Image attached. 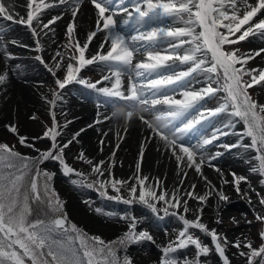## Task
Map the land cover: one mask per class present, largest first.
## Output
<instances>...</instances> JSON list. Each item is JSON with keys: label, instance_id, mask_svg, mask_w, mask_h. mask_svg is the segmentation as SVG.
<instances>
[{"label": "snow or ice", "instance_id": "1", "mask_svg": "<svg viewBox=\"0 0 264 264\" xmlns=\"http://www.w3.org/2000/svg\"><path fill=\"white\" fill-rule=\"evenodd\" d=\"M34 0H28V8L26 20L21 18L15 20V17L9 14L6 6L0 3V18L5 21H13L16 23H24L32 29L33 35H38L37 29L33 27V22H39V15L42 14L43 9L58 7L60 5L71 4L73 6L72 16L78 14L80 4L83 0H58V3H45L44 0H39L35 3ZM94 8L97 10L96 30L89 32L87 39L81 44L79 40L75 41V49L79 56H69L67 63L66 74L63 80L57 78L55 83L59 89H64L66 85L75 81L87 88L96 89L98 92L103 93L108 98L119 99L125 102L126 111L121 114L124 116L125 121H130L133 116H139L142 122L147 125L161 140L165 142L166 146H170L177 160L181 157L176 153V146L179 144L180 152L187 155L188 167H194L197 173H201V164L204 163L203 156L199 163L194 160V151H190L189 147H185L180 141L190 133L202 119H188L181 121V126H177L174 122L181 120L189 109H193L205 96H211L220 91L221 88H213L212 84H220L221 78L223 79L222 90L226 92L225 104L221 105L215 110H209L210 115H215L218 112L227 110L228 103L230 102L232 114L240 117L247 128L245 135L251 137L252 144L250 147L255 148L258 155L256 159L259 161L258 168H253V172H258L264 177V115H257L256 109L259 108L261 113H264V105H258L255 101L251 100L248 94V89L254 85H261L264 82V70L251 69L245 67L248 60L254 59L264 53V49L257 50L254 54L247 56H238L236 51L228 52L224 50L225 45H233L238 42L244 41L255 32H260L264 35V19L254 22V17L258 13L264 12V0H257L255 5H252L248 0H133V8L131 11L126 6L120 7L127 15L121 24H118L112 13V5L115 0H91ZM126 0H120V5H125ZM215 5V6H214ZM229 6V7H226ZM241 5L246 10L243 11L241 16ZM187 14L188 19L185 21L186 25L191 27L177 28L175 30L164 27H153L147 33L141 32L140 29L146 24L162 20L164 17H182ZM61 17L54 16L47 23L42 25V29H48L49 25L55 24ZM223 21H227L224 23ZM199 26L197 34L196 25ZM131 25L138 35L127 37L122 29ZM246 26V27H245ZM220 28L226 29V33L219 31ZM41 29V30H42ZM119 29V30H118ZM255 30V32H254ZM99 31H106L104 43L95 55L86 57L85 52L89 49L90 43ZM68 36L71 41L75 34L74 23L68 25ZM4 33V28L0 26V36ZM236 33L240 35L236 36ZM168 36L176 39L178 42L173 43L169 41V47L172 49V55H161L158 52L153 53L148 51V60L154 63L139 62L134 65L135 76L143 77L144 72L141 69L151 73L160 68H166L164 62L169 60H179L180 63L191 62L192 66L179 75H161L159 79L149 80L148 83L153 89L151 94H146V89L137 86V81L130 78L127 88V94L122 92L120 76L123 71H133V55L138 51L134 44L138 40L146 41V48L155 44L161 37ZM230 36H235V39H230ZM182 37H191V40L180 39ZM110 41V47L105 52V45ZM184 44H192L191 47L184 55H179L176 49ZM203 45V47H202ZM0 50L5 51L6 46H0ZM39 50V43H38ZM202 53V56L197 55ZM210 54V61L208 55ZM57 57H62L60 52L56 53L53 57L54 65L57 69L64 67L62 59L58 60ZM37 59L43 60L41 57ZM75 60L77 63L74 65L71 61ZM92 64H102L108 67L112 76L116 77L115 82L111 88H96V84L87 83L83 78L78 77L81 69ZM239 64V67L237 65ZM51 71V69H49ZM203 71L215 75L216 79L213 81V76L207 77L208 86L198 91H185L183 92L184 100L170 99L165 95L161 89L169 85H174L177 82L183 81L186 77H191L194 73ZM55 76V72H53ZM244 76H250V81H245ZM110 79V77H104ZM7 80V74H0V84ZM99 83V82H97ZM163 96V99L159 97ZM59 95L53 92V100L50 103L55 107L56 100ZM170 104L166 111L156 108V105ZM152 113L154 121L147 120L142 114ZM115 116L116 113L114 112ZM35 118V117H33ZM13 133H17L14 125L7 126ZM58 124L55 120L53 113V126L51 129L44 132V137H48L52 141L51 148L40 153L38 158L24 157L10 148L6 144H0V264H26L25 258L31 260V264H134L133 258L127 255V249L130 245H142L145 241L155 243L154 238L148 231H136L137 221L132 217L128 224V231L123 236L117 238L115 241L105 242L100 237H87L79 233L75 225L71 226V232L77 233L76 239L80 241V247L77 249L71 244H67L58 239L57 236L63 230L64 234L68 233L66 227V218L61 213L62 204L54 191L49 195L48 184L45 183L43 192L38 187L35 178L29 179L31 170H37V175H40L39 165L45 161H53L59 163L64 175L74 174L80 177H85L86 174L77 172L74 168L69 166L64 157V151L72 143V140L67 141L63 145L58 144L57 136L60 135L56 129ZM83 131V130H81ZM76 133L73 137L78 136ZM216 137L213 136L212 139ZM42 139V138H35ZM212 139H205L203 144L208 145ZM20 143L26 147H33L28 143L26 137H19ZM37 151H40L37 149ZM143 152V148L141 149ZM214 158V157H213ZM77 159L84 160V162L92 164L93 173H98L100 177L104 176V170L101 165L93 164L87 159L83 152ZM139 170V164L137 165ZM219 171V169H217ZM46 180L50 181L54 173L43 172ZM202 174V173H201ZM185 177L187 173H184ZM234 176V185L238 194L247 196L246 192H242L239 185L246 178L243 176ZM136 184L129 187L130 199L123 202L126 204H134L137 200L145 204L152 212L157 213V204L163 203L165 207L160 209L169 214V209L179 210L183 207V212L186 214L190 211L187 205V200L181 199L179 196L180 189L177 188L169 196L168 193L162 191H154L152 185L146 184L147 177L136 176L134 177ZM207 181V178L204 177ZM83 181L73 180V184H79ZM101 187H105L108 183L104 180L97 181ZM128 182L116 180L113 178L111 187L117 193H120L121 188L117 185L124 186ZM183 183V181H181ZM210 185V182H208ZM227 183V181H224ZM264 184V179L261 180ZM30 185V187H29ZM88 187H94L95 184H88ZM159 188V182L156 185ZM195 185H192L191 191L185 193L189 199H195L199 202L201 207H198L195 212L194 220H189L185 215H180L179 211L172 212L171 215L178 216L179 220L183 223V228L178 232L175 240L170 241L167 246L161 248L163 256L160 264H181L179 258L174 255L178 249L187 248L189 245L194 246L196 249V256L191 259H184L182 264H202L201 256H208L210 254V247L201 242L198 237L190 234L189 229H198L201 233L211 238L212 246L215 252L223 261V264H230L226 256V247L230 243L226 236L218 233L216 229H210L202 222L203 207L210 195L213 192L218 195L219 200L227 201L228 196L223 191H217L214 186L211 190L204 195L195 194ZM147 189V190H146ZM106 194V188L101 195ZM111 198V197H110ZM115 199H122L121 196ZM55 200V202H53ZM35 203L37 208L35 211L43 212L48 219H41L37 217L34 221L30 219L33 215L34 209L32 204ZM249 203L251 200L249 198ZM260 204L264 205V197L260 198ZM99 211V210H98ZM163 219V217H160ZM122 219H128L122 217ZM256 219L264 223V216L256 215ZM217 223H222V220H217ZM260 237L264 240V230L260 232ZM69 239H72L69 237ZM233 247L240 249L241 247L249 249L248 253L240 251V256H247L248 264H253L254 257L264 256V244L259 249L253 248L252 243H241L237 239L232 243ZM82 250V255L80 254ZM120 251H124V255L120 256ZM49 257L51 259H49ZM264 264V260L260 261Z\"/></svg>", "mask_w": 264, "mask_h": 264}, {"label": "rangeland", "instance_id": "2", "mask_svg": "<svg viewBox=\"0 0 264 264\" xmlns=\"http://www.w3.org/2000/svg\"><path fill=\"white\" fill-rule=\"evenodd\" d=\"M249 3H254L252 0H248ZM6 4V7L12 9L15 11V13L17 14V16H24L23 15V11L15 9L11 4H9L8 2H4ZM215 6V5H214ZM226 7H229L226 5ZM246 10L244 8V6H241V11H240V15H243V11ZM264 15V14H263ZM263 15L261 16V13H259L256 17H254V21L258 22L260 19L263 18ZM188 19L187 14H183L182 17H177V21L178 22H182L184 23L183 26H185V21ZM43 19H39V23L41 24L43 21ZM64 24L60 26V31L61 34L59 36V42H60V47L61 50L59 51L62 54V57H59V60L62 59V63L64 64V67L60 69V71L58 72L59 76L61 77V80H63L65 74H66V68H67V64L66 62H69V56L71 55H75V56H79V54H77V51L75 49V44L74 42L76 40H78L79 33L78 30L76 31L75 29V34L73 39L70 41L69 40V36H68V25L70 24V22L68 20H64L63 21ZM224 23H227V21H223ZM187 27H191L190 25H186ZM185 26V27H186ZM4 28L6 27V25L3 26ZM219 30L222 31V33H226L227 30L220 28ZM14 40L13 37H11L10 35L7 34H3L2 36H0V43L3 46H6L7 49V58L5 56V58L10 61L11 65H17L18 66V70L21 69L23 77H29L30 79L34 80V84H38V82H41L42 84H45L46 80L51 76H47L46 72H39L36 70V68H29L28 65L25 62H21V54L18 52L19 48L18 46H15L16 48H13V46L11 45V41ZM35 40V38H34ZM174 40V39H172ZM175 41V40H174ZM248 43L243 42L240 44H233V45H225L224 50L228 51V52H232V51H236V54L238 56H247L249 55V52H247L248 50ZM35 47H37V44H35ZM190 47H194V45L191 44ZM158 50V49H157ZM31 52V51H29ZM35 53L36 50H34ZM33 51L32 53L35 54ZM87 55V54H85ZM15 59H12V58ZM74 65H76V61L72 60L71 61ZM260 64V63H258ZM25 65L29 68V70H25ZM245 67L247 68H251V69H259L258 66L256 64H254L251 60H248L247 64L245 65ZM263 67H264V63H263ZM262 67V68H263ZM3 68L2 70H0V74H7V80L3 83L0 84V144H6L8 145L10 148H13L16 152L20 153L22 156L24 157H29V158H38L40 156V153L43 151H46L48 149L51 148L50 143L48 144L46 141H43L41 139H35L37 138L38 134H40V130H36L35 126H32L31 124H33V122L35 120H41L43 119L42 114H40V112L37 111V107L36 103H35V99H34V95H33V89L29 86H25L27 88L28 91H26L25 93L27 95H29V97H25L23 98L22 95L16 96V94L18 93V87L15 86L14 84H12L11 78H9L8 75V71L6 70V68L4 66L0 67ZM261 68V69H262ZM11 69V68H9ZM88 69V70H87ZM12 70V69H11ZM93 69L91 70L88 67H84L80 73H78V77L79 78H83L86 82H88V80L90 79V73H92ZM12 77H18V75H16L15 73L10 72ZM250 77V76H249ZM251 78V77H250ZM17 79V78H16ZM18 81H23V82H28L26 81V79L21 80L20 78L17 79ZM24 85V84H23ZM76 86H68L65 87L63 89V93L65 92L64 95V100H58L55 104V108L56 109H62L63 112L66 111V108H63L64 105H67V103L70 100H74L73 97H70V94H76ZM254 94L256 96V101L258 102L259 105H264V99L259 100V96L261 95V93H259V91L264 92V82H261V85L255 87L253 89ZM20 98H22V100H20ZM76 101H78V97L76 96ZM207 104L212 103L210 101H206ZM222 104V100L221 102H214L212 103V108L216 109L218 106H220ZM12 111H16V116H13ZM43 111V109H42ZM27 117V119H25ZM35 117V118H33ZM23 118V119H22ZM230 122V120H229ZM68 123V121H65L64 124ZM8 125H14L16 127V129H22V128H29L27 133H24L23 135L21 134L22 137H26L28 139V143L32 144L33 147H26L24 145H22L20 143L19 137L17 133H13L9 130V128L7 127ZM82 127H75V126H71L66 132H64V134H62V132L60 133L59 139L57 138V142L60 145H63L64 143H66L67 141L70 140V137L72 136V132L74 131H80L82 130ZM18 132V131H17ZM35 133L36 135H32V133ZM21 133V132H19ZM40 137V136H39ZM74 137V136H73ZM203 138H201L202 140ZM200 142V139L197 141V144ZM73 144V143H72ZM48 145V146H47ZM200 146V144H198V147ZM82 147V146H81ZM80 148V146L77 145H69V147L67 149H65L64 151V157L65 160L67 162V164L69 166H76L77 169H75L77 172L80 173H84L85 171L88 172L87 176L85 177H89V178H94L92 180V183L95 184V186H97V190L98 192H104L105 188L106 191H109L110 189H112L111 187V181L113 180V178H115V175L117 177H121V174H123L121 171H117L115 172V175L110 172V171H106L104 170V176L103 177H99V174L94 173L91 170L92 169V164L86 163L84 162V160L78 161L77 157L80 155V153H78V149ZM37 149H39L40 151H37ZM177 149V148H176ZM81 151H83L84 153L87 154V152H85V150L80 149ZM223 149H220L219 145H213V146H207L206 148L201 149L200 152V156L204 158V163L206 165H210L212 167L211 170H204L203 173V179L199 182H197L195 185V194L196 195H201L200 191L202 190V187H208L209 183L212 185H220V182L224 179V175H227L228 177H231L232 179H234L233 173L235 174V176L237 175V177L239 176H243V177H248V179H250V182H252L256 188H259V186H261V182L255 178V172L251 171L250 173L247 172H243V171H238L235 172V168L233 167V165L231 164L230 166H223V163L225 162H233L235 161L233 158H229L230 156H228L227 154L223 153L222 151ZM224 154V155H223ZM223 155V159L221 160H212V162L206 163L205 160L210 157V156H221ZM200 157V160H201ZM94 163L93 159H89ZM51 162L53 161H45L44 163L39 165V172L41 173L40 175H42L43 177V186L41 185V183L37 180L38 183V187H43L45 183L48 184V188H49V195L52 194V192L54 191V193L56 194V196L59 198L61 204H62V208H61V213L63 214V216L66 218V225L69 224L68 228H69V232H71V226L75 225L76 228L79 230V233L86 235L87 237H91L89 236L90 234L92 235V237H100L102 240H104L105 242H110V241H115L117 240V238L121 237L124 235L125 232L128 231V225L124 223H121L119 225H117V230H114L115 233L112 231V229L114 228L113 221L114 220H109V219H104L102 222L96 220V218L93 216V209L96 210H101V208H99V203L95 204L97 207L94 206H90V201H98L97 198H99L98 195L93 194L92 195V199H88V197H86L85 195L82 196H78L76 190H82L81 186H79L78 184H73L72 181L73 180H77L80 179V176L74 175V174H69V175H64L61 169V166L59 165V163L57 162H53V164H51ZM84 165V167H82V171H79L80 169V165ZM89 164V165H88ZM91 168H90V167ZM236 166V165H235ZM54 168L57 170H54ZM175 169V168H174ZM202 169V167H201ZM217 169H219V171H217ZM225 169V170H224ZM48 172V173H54L52 179L50 181L46 180V178L43 176V172ZM61 171V172H59ZM36 175H37V170L35 171ZM59 172V173H58ZM88 174L90 176H88ZM93 174V175H92ZM98 175V176H97ZM226 176V177H227ZM64 177V178H63ZM204 177L207 178V181L204 179ZM83 178V177H82ZM98 180H104L107 181L108 183L106 184L105 187H101V185L97 182ZM81 184V183H80ZM74 186L72 189H76L75 191H73V193H71L67 188L68 186ZM118 186V185H117ZM130 185L127 186H123L120 188H129ZM241 189V187H240ZM191 189L187 190L191 191ZM263 190H264V186H263ZM83 192H86V190H82ZM167 193L169 194V196L172 194V192L174 191L173 188L170 189H166ZM205 193H207L206 189L203 190ZM116 191H111L110 193L113 194ZM88 193V191H87ZM186 191L183 189H180L179 191V196L181 199L187 200V205L188 208L190 209V211L188 213H184L185 217L189 220H194L195 219V215L197 214L195 212V210L198 207H201V205L199 204V202L195 199H189L186 195H185ZM107 194V192H106ZM213 195V194H212ZM212 195H210L205 203V205H202L203 207V213H202V222L204 224H206L208 226V228L210 229H216L217 232H219L220 234H222L223 236H226L228 238V240L230 241V243L227 245L226 247V253H227V257L230 260V262L232 264H248V260H247V256H240V251H244L245 253L249 252V249L241 247L240 249H237L236 247L232 246V243H234L237 239H239L243 245V243H247V242H251L252 243V247L253 248H258L261 246V240H260V230L261 227L258 225V223L253 221V217L251 215V213L248 212V209L246 207V205L243 202V205L241 208L239 209H235V208H228L225 209L223 211V213L221 214V212L219 213L217 211V209L213 206L212 204ZM259 195V194H257ZM94 197V198H93ZM216 200H218V196H214ZM80 198L83 200V202L85 203L82 204V202H80ZM237 198H239L241 200V197L238 195ZM53 202H55V200H53ZM119 203V202H117ZM34 205H36L35 203H33ZM212 204V205H211ZM257 205H259V203H256ZM126 206V205H125ZM182 207V206H181ZM102 211V210H101ZM108 214V213H107ZM79 215H82V217H79ZM137 215V213L135 212V216ZM157 215H159V213H157ZM90 216V217H88ZM119 216V215H118ZM95 218V219H93ZM109 218V217H108ZM88 219V220H87ZM90 219V220H89ZM114 219V218H113ZM222 220V223H217V220ZM88 222L90 224L85 223ZM177 224L180 226H183L179 220V218L176 220ZM110 222V223H109ZM91 224H96L99 228L93 227ZM146 226V228H145ZM148 225H144L142 226V228H145V231H149V228L147 227ZM86 229V230H85ZM137 231V230H136ZM138 232V231H137ZM190 234L194 235L195 237L200 236L203 237L199 234V231H193V230H189ZM156 233L153 237H154V241L155 243H151V241H145L143 242L142 245H137V244H133L130 245L127 249V255H129L130 257L133 258L134 264H160L163 253L161 251V248L164 246H167L168 243L170 241L175 240L178 232L176 231H170L167 227L166 224H162L159 226V228H157L155 230ZM75 237L77 236V233H74ZM73 237L72 239H68L73 241ZM202 241H205V238L201 239ZM79 242V246H80V241L78 239ZM202 243H206V242H202ZM146 253V254H145ZM125 253L124 251H120L119 255L123 256ZM178 254V255H177ZM176 255L179 260L181 261V264L183 262L184 259H191L194 258L196 256V249L194 246L189 245L187 248L184 249H178L177 252L174 254ZM142 258H144V262L141 260ZM151 258V259H150ZM49 259H51L49 257ZM137 259H140L142 261V263H140L139 261L136 263ZM201 262L202 264H215V260L213 258V256L209 255V256H201ZM136 260V261H135ZM151 260V261H150ZM26 264H31V260H28L27 258H25ZM150 262V263H148Z\"/></svg>", "mask_w": 264, "mask_h": 264}, {"label": "bare ground", "instance_id": "3", "mask_svg": "<svg viewBox=\"0 0 264 264\" xmlns=\"http://www.w3.org/2000/svg\"><path fill=\"white\" fill-rule=\"evenodd\" d=\"M4 2H8L15 9L24 11L26 14L29 11L28 0L27 1L26 0H0V3H3L6 6V4ZM37 2H39V0H34L33 8L35 7V3H37ZM44 2L55 4V3H58V0H44ZM113 5L115 7H117L119 5V3L115 1V3ZM241 6H243V5H241ZM6 10L9 14L13 15L15 17V19H18V18H16L14 10H12L8 7H6ZM47 10H52L53 13L51 14V18L54 16H58V17L61 16V17H65V18L69 19L70 21H72L73 23H75L74 25L79 30V36L80 37L78 38V40L81 42V44L86 41L87 35L89 34V32L96 30V21L98 19L97 10L94 7H92V5L89 3L88 0H83V2L80 4L79 11H78L77 16L75 17V20L72 16L73 6L71 4L60 5L58 7H51V8L43 9L42 12L47 11ZM42 14H38V15L41 16ZM0 19H1L0 20L1 22L4 21L2 18H0ZM117 22L119 24L122 23L120 20H118V15H117ZM4 23H5V21H4ZM34 23H35V21L33 22V27H35ZM6 24H8V23H6ZM55 25L56 24L50 25L48 29H42L39 27L40 28L39 39L42 40L41 47L44 48V51L42 52V55H41L44 58V61L49 62L48 67L50 69H52V67H53L54 70H59L55 67V65H52V63L54 62L53 57L56 56V53L60 51L59 50V43H57L56 40L51 39L52 35L55 34V29H52L55 27ZM18 27H20V26H18L16 23L13 22L11 24V28L9 29V32L7 34H10V36L15 38V41H14L15 45H17L21 49L27 51L26 49L28 46H31V47L33 46V44L31 43L33 41V39L30 37V34L27 33L25 28L18 29ZM58 28H57V30H58ZM23 30L25 31V33H21ZM106 35H107L106 31L97 32V35L93 38V41L89 45V48H92V50H90L89 52L87 50L85 52V54H87V57H91V56L96 54V52L100 48V45L102 43H104ZM249 43H250V46H251L253 52H256L259 48L264 49V35H262L261 33L252 35L250 37ZM146 44H147L146 41H143V40L139 41L137 43L138 51H136V52L140 53V50L142 48H144L146 46ZM0 46H3V45H1V43H0ZM109 47H110V41L105 45L104 51L106 52ZM6 53H7V51H6ZM5 56H6L5 51L0 50V67L4 66L6 68V70L8 71L9 78H11L10 82L18 87V93L16 94V96H18V94H19V95H22L23 98L29 97V95H27L25 93L26 91H28L25 86L27 85L31 88H34V80L30 79L29 77L24 78L21 69L18 70L17 65H11L10 61H8L5 58ZM144 56L146 57L145 54H144ZM57 59L59 60V57H57ZM67 63L68 62H66V64ZM92 65H93L92 67H94L95 69H101L102 66H104L102 64H92ZM9 68H11L12 70ZM27 69L29 70V68H27ZM27 69H25V70L27 71ZM10 72L18 75V77H16L17 79H19V78L21 80L26 79V81H28V82L18 81L15 77H12ZM98 72L101 74V72L99 70H98ZM98 72H97V74H98ZM148 73L149 72H145V75ZM203 75L206 78L209 76V75H206V73H204ZM72 83L77 85V83L74 81ZM54 91H55L54 89H46L44 91H40V89H36V93H38L39 95H42L44 97H49V98L51 97V95ZM94 94L97 95L101 99L100 101L102 103L99 105V107L94 109L95 112L97 110L99 111V109L101 108L100 110L103 113L102 115H104L105 117L110 116L113 119V121H117V122L120 121V124H119L120 126H123L125 123H128L131 121L130 120V121L126 122L124 116L121 113L116 112V111H115L116 115L114 116L113 115L114 110L112 111L111 109H109L110 108L109 101L100 93L95 92ZM20 100H22V98H20ZM25 119H27V117ZM142 130L144 131V134L147 138V142H145V144L143 146V152L140 151L137 155L135 153L136 147H135V143L133 142L135 140L134 139L135 132L131 133L130 138H126L125 145H123V143L119 144V148H122L124 146L119 151V157L121 158L123 165L125 167L127 165H132L133 167L135 166L136 173L140 174V176L145 175L147 177V174H149V173L157 174L154 176V181L152 182V184H150L153 186V189H157V187H156L157 181H160V183H161V184H159V187L161 185L166 186V187H169V185H173L176 189L177 188L188 189L195 183V181L193 179H195L196 182H198L201 179V175L203 173L202 172H201L202 174L197 173L195 171V168L194 169L193 168L186 169V167L183 166L182 168H180L181 171H179V172H176L173 169H171L173 166L171 163L172 161L167 160L166 153L156 155L154 153V151L152 150V149H159L161 151H166L165 145L162 143H159L158 135H156L152 130H150L147 127H146V129L144 127H142ZM89 139L90 138L88 136V140ZM91 147L95 148L94 141H88V148H91ZM111 149L112 148L110 147L109 150H111ZM133 150H135V151H133ZM135 159H136V162H135ZM154 161H157V162H154ZM138 164H139V170L137 169ZM185 172H187V173L192 172V175L189 178L185 179L183 181V183H181L182 175ZM175 175H176V178L174 179ZM135 176H138V175H135ZM156 178H157V180H156ZM226 188H227V183H224V181H221L220 182V189H226ZM85 223L90 224L86 221H85ZM91 225L93 227L97 226L96 224H91ZM97 228H99V227L97 226ZM138 261H139V259H137L136 263Z\"/></svg>", "mask_w": 264, "mask_h": 264}, {"label": "trees", "instance_id": "4", "mask_svg": "<svg viewBox=\"0 0 264 264\" xmlns=\"http://www.w3.org/2000/svg\"><path fill=\"white\" fill-rule=\"evenodd\" d=\"M30 175H31V172H30L29 176H30ZM36 213H40V212L36 211ZM41 213H43V212H41Z\"/></svg>", "mask_w": 264, "mask_h": 264}]
</instances>
